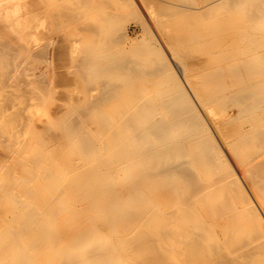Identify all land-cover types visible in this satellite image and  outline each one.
I'll list each match as a JSON object with an SVG mask.
<instances>
[{"label": "bare ground", "instance_id": "1", "mask_svg": "<svg viewBox=\"0 0 264 264\" xmlns=\"http://www.w3.org/2000/svg\"><path fill=\"white\" fill-rule=\"evenodd\" d=\"M99 1L66 7L101 17L94 35L82 40L86 56L79 63L92 84L100 83L93 87L100 95L81 111L50 119L63 134L57 145L47 137L48 123L30 125L37 143L22 161L26 176L0 177V264H264V0H232L238 8L256 2L250 14L233 19L239 61L229 65V78L223 61L214 81L193 84L168 59L185 56L184 46L165 43L157 32L158 43L149 35L141 46H126L121 33L114 35L118 12L103 13ZM59 5L51 9L58 12ZM36 14L28 15L29 29ZM191 23L186 30L196 33ZM10 29L0 21L1 37ZM12 48L0 42L2 79L13 64ZM35 51L30 45L31 65L41 56ZM209 68L206 77L214 73ZM45 157L50 161L43 165Z\"/></svg>", "mask_w": 264, "mask_h": 264}, {"label": "rangeland", "instance_id": "2", "mask_svg": "<svg viewBox=\"0 0 264 264\" xmlns=\"http://www.w3.org/2000/svg\"><path fill=\"white\" fill-rule=\"evenodd\" d=\"M120 1L121 0H100L99 5L96 4L97 7H99L103 11V13H105V10H107L106 12H108V10H109L108 13H110V14L114 13V15L118 12L117 15H115V17L113 18V21L115 23H113V21H112V23L115 24L113 26L114 31L116 30L114 33L115 37H117V35L119 36V33H121L122 36H124L126 38L125 43H126V46H128V47L134 46V45L141 46L142 45L141 40L147 38L149 35H151L149 37H152L153 39H157L156 40L157 43H158V38H156V37H157V35L158 36L160 35V37L163 38L165 43H168L170 45H174L175 43H177V44H180L181 46H184L183 49H185V51H187V54L184 52L185 56H184V54L181 57L176 55V56H173L174 59H172V60H171L170 56H168V59L172 65V67L178 73L179 78L182 79L183 82H184V79H187V81L191 82L192 84L193 83H201L206 78L211 79V81H214L218 77V72H216V70L220 69L219 65L223 61L226 64V65H224V68H226L225 74L228 73L229 65L235 63L236 61H239V59L237 60L235 58L237 55H239L240 49L237 47L239 42H238V44L236 42V41H238V36H237L238 32H237V28H236L237 24L235 21H233V19H235V18L238 19V18H242V17L247 16L248 14H250L252 12V10H254L255 4H256V2H252V4H249L247 7L238 8L236 6L237 3H235V1H232V0L231 1L230 0L224 1L221 4L215 3V2H217V0H210V1L209 0H195V2H194V0H191L193 3L190 2L189 0H172V1H170V0H130V1L129 0H122V2H120ZM77 2H79V0H5V1L0 0V21L2 22V24L4 26L6 25V26L11 28L10 34L7 38H3L0 36V42H1V44H2V42H3V44H5V43L8 45L10 44L11 48L13 47L12 48L13 50H11V53H12L11 55L14 54L11 58V61L13 64H12L11 70L9 71V75L5 79H2L0 77V89H1L0 90V103L2 102V106L0 104V108H1L0 115L2 114L0 117V127H1L0 128V160H1L0 163L2 164V165H0V177H8V174L12 171L14 172V170H15V173L12 172V174L15 178L22 180L23 176H26L27 166L21 165V164H22L23 159H26V158L28 159L32 156L33 150L31 149V147H32L31 145H34L33 142L37 143V140L33 137L34 134L31 135L29 133L30 125L33 127L39 128V129H43V128H48L47 125L49 124L51 126V130H50V126L48 129H46V131L48 133L47 137L49 139L51 138L50 141L53 142L54 145H57L59 142H61V138L63 137V134H62V132L61 133L59 132V128H57L58 125H56L54 123H51V124L49 123L50 119H51V121H53L56 117L62 116L63 114H65V113H67L73 109H75L76 111L77 110L81 111L80 109L84 107L86 102L92 101L93 99L97 98L100 95V89L98 88L96 90V88H93L94 86L100 87L101 86L100 83H97L98 86H97V84H95L96 82H94L92 84L90 79L81 71V68L79 67V65L83 62L84 57L86 56L85 55L86 51L82 50V49H85L84 45L82 43V40L84 38H87V37L94 35L95 32H93V31L96 29V27L99 28L98 23L101 22V20H100L101 17L99 18V15L96 13V11L88 10L85 13L83 10V12L85 14H82V12H81V14H82L81 15V14H79L80 11L78 12L76 10L77 13L79 14L78 15L76 13L75 9H73V10L69 9L70 13L71 12L75 13V14H73L74 18L76 16L78 17V19H76V21H75V19H73L72 16H69V14H67V13H69L67 7L70 6V8L72 9ZM97 2H98V0H97ZM130 2H131V5L128 4ZM203 2H206V3H203ZM60 3H62V4H60ZM187 3H189V4H187ZM54 4H58V5L60 4L59 6H60L61 10H59L58 12H54L53 9H51ZM117 5H119L120 8H118ZM71 6H73V7H71ZM190 6H191V8H190ZM200 6H202V7H200ZM229 6H231V7H229ZM102 7H104V10ZM197 7H199V9ZM6 8H7V10H6ZM205 8H207V9L205 10ZM40 9L41 10L44 9V12H43V10L41 12H39ZM64 10H65V12H64ZM222 10L223 11L227 10V11L223 12ZM7 11H10V12L7 13ZM73 11H75V12H73ZM200 11H201V13H200ZM31 12H35V14L37 12V14H36V16L34 15L33 18L31 19V21L33 20V22H34V24L32 23L33 28L29 29L27 26L28 23L30 22V20H28L29 19L28 15ZM111 12H113V13H111ZM206 12H207V14H206ZM209 12L213 13L212 14L213 16ZM218 12H219V15L217 14ZM220 12H221V14H220ZM41 13H45V15H43ZM232 13H234V14H232ZM8 14H10V16ZM161 14L163 16H161ZM38 15H40V17H42V16H45V17L40 18V17H38ZM83 15L86 18L83 17ZM65 16H67L66 19H65ZM79 16H80V19H79ZM181 17L183 18L182 21H181ZM197 17H198V19H196ZM98 18H99L100 22L98 21ZM115 19H116V21H115ZM189 20L193 23V26H195L197 24L195 26V28L196 29L199 28V30H197L196 33L200 32L201 29L203 31L207 30V32L201 31L199 33V35L201 33H203L200 36H203L205 34L204 35V37H205L206 33H209L208 35L210 37L209 38L208 37L207 38L206 37L205 38L199 37V35L197 34V36L199 37V39H198V37L194 36L196 34V33H194L195 31L193 32L194 33V35H193V33H191V31L189 32V30H186L185 25H187V23H191ZM163 21L165 23H163ZM202 23H204L206 26ZM178 24H180V25H178ZM198 24L199 25L201 24V25L199 26ZM24 25H25V27H24ZM56 25H58L57 28H56ZM87 26L90 27L89 28L90 31L88 30ZM92 26H94L95 29L93 28V30H92ZM84 28H86V29L83 30ZM145 28H147V30ZM21 30H23V31H21ZM91 30H92V32H91ZM161 30H163V31H161ZM27 31H29L28 32L29 34L26 37ZM33 31H35L36 33ZM75 31L77 33H75ZM84 31H86V32L83 33ZM151 31H152V34H150ZM187 31L189 32V34ZM32 32L34 35L33 34L30 35V33H32ZM81 35H83V36L81 37ZM154 35H155V37H154ZM189 35H190V37L192 35V37H193V38L191 37L192 39H194V37H195V39H194L195 41H193L191 38H188L187 36H189ZM29 37H31L32 40ZM75 38L78 39V42L72 41V40H76ZM202 38H204V39L201 40ZM58 40H60V41H58ZM198 41H199V43H198ZM31 42L33 44H31ZM195 43L196 44L198 43V44L196 45ZM200 43H201V45H200ZM193 44H194V46H193ZM30 45L32 46V48L34 50L36 49L37 52H39V51L41 52L40 53L41 56H39L40 58L36 57V58H34L33 61H31L32 65L29 62V59H27L28 58L27 52L29 50ZM59 45H61V46H59ZM67 45H68V47H67ZM197 46H198V48H197ZM60 47H63V48H60ZM190 47H192L193 51L191 49H189ZM208 47L213 49V51ZM221 47H222V49H221ZM17 48H19V49L17 50ZM76 49H77V51H76ZM216 49H217V51H216ZM189 50H191L192 52ZM12 51L13 52L15 51L16 53L15 52L13 53ZM188 51H189V54H188ZM44 52L46 53V55ZM201 52H202V54L200 55L199 53H201ZM213 52H214V54H213ZM55 54H57V55H55ZM71 54H72V56H71ZM203 54H204V56H203ZM219 54H221V55H219ZM187 55H190V56H187ZM191 55H192V57H191ZM188 57H190V58H188ZM233 57L235 59L231 60V58H233ZM19 58H20V60H19ZM199 58H201V59H199ZM182 60H184L185 62ZM200 60H202V61H200ZM16 62H17V64H16ZM210 66H212V67H210ZM36 67L38 69H36ZM195 67H199V68H195ZM208 68L212 69V70L215 69V70H214V73H212L210 76L206 77L204 70H206ZM185 71H186V73H185ZM182 72H183V74H181ZM83 75H85L87 77V79L85 81H83L84 80L83 78H86V77H84ZM39 76H40V78H39ZM226 76L229 78L228 74ZM12 77H13V79H11ZM46 77H47V79H45ZM84 82H86V83H84ZM46 83H48V84H46ZM49 85H50V87H49ZM83 85H85V86H83ZM87 85L88 86L91 85L92 87L91 86L88 87ZM35 88H37V89H35ZM211 88H212V86H211ZM49 89H51V90H49ZM1 92H2V94H1ZM90 92H91V94H90ZM14 98L17 99V100H15L16 102L13 100ZM19 99H20V101H19ZM41 99H42V101H41ZM61 99H63V100H61ZM78 99H79V101H78ZM7 100H8V102H7ZM12 100L14 103L12 102ZM70 101L72 103H69ZM41 103L43 106L41 105ZM50 103H52V104H50ZM4 105H5V108H4ZM8 106L11 107V109ZM13 106L15 107L16 111H15ZM34 106H36L37 108ZM7 107L9 108V110H7L8 109ZM13 110H14V113L12 112ZM16 115H18V116L15 117ZM3 117H5L7 120ZM83 117H84V120L86 121L87 124L90 123V124H88V126L91 129L95 128V124L92 123V121L89 118H87V116H83ZM28 118H29V121H26V120H28ZM18 119H20V120H18ZM7 121H8V123H7ZM9 121H11V122H9ZM19 121H20V123H19ZM16 126H18V127H16ZM24 130H25V132H24ZM5 133H7V134H5ZM29 138H30V144L28 143ZM23 144H24V146H23L24 148L21 147ZM18 147H20L19 148L20 150L18 149ZM16 148L19 151H17ZM16 154H18V156L20 155L21 157L20 156L18 157ZM4 155H6V156H4ZM23 157H25V158H23ZM9 159H10V161H9ZM47 159L48 158H46V157L44 158L43 165H45L46 162L48 163L50 161L49 159L47 161ZM8 161H9V163H8ZM5 165H7V166H5ZM10 166L12 168H10ZM6 167H8L9 169ZM20 175L22 177H19Z\"/></svg>", "mask_w": 264, "mask_h": 264}]
</instances>
